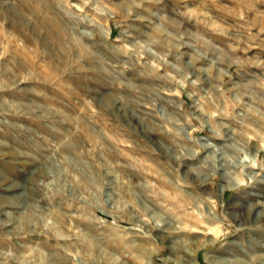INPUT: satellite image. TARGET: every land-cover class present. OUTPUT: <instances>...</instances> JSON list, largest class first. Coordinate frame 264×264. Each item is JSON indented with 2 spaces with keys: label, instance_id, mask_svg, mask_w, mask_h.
Wrapping results in <instances>:
<instances>
[{
  "label": "rangeland",
  "instance_id": "rangeland-1",
  "mask_svg": "<svg viewBox=\"0 0 264 264\" xmlns=\"http://www.w3.org/2000/svg\"><path fill=\"white\" fill-rule=\"evenodd\" d=\"M0 264H264V0H0Z\"/></svg>",
  "mask_w": 264,
  "mask_h": 264
}]
</instances>
